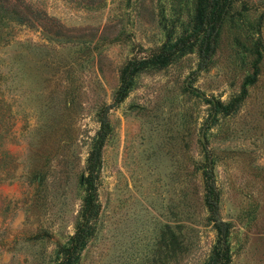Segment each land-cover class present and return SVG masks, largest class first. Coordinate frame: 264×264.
<instances>
[{
  "label": "rangeland",
  "instance_id": "obj_1",
  "mask_svg": "<svg viewBox=\"0 0 264 264\" xmlns=\"http://www.w3.org/2000/svg\"><path fill=\"white\" fill-rule=\"evenodd\" d=\"M198 1L0 0V264L66 262L104 107L74 264H205L219 245L208 162L228 264H264V0H224L207 66L197 41L145 63L114 104L128 63L188 36Z\"/></svg>",
  "mask_w": 264,
  "mask_h": 264
},
{
  "label": "trees",
  "instance_id": "obj_2",
  "mask_svg": "<svg viewBox=\"0 0 264 264\" xmlns=\"http://www.w3.org/2000/svg\"><path fill=\"white\" fill-rule=\"evenodd\" d=\"M228 2L224 0H199L197 22L192 32L185 37H180L173 43L160 49V51L152 54L147 59L132 60L122 71L120 84L114 96V104L121 102L126 96L131 86V76L140 67L147 62L164 63L170 56L184 49L189 45H193L199 41V69L207 66L214 50L216 36L226 14ZM3 8V6H2ZM2 8L0 10H2ZM5 14H3L4 16ZM9 17H7L8 20ZM212 107L216 113L218 101L212 100ZM108 107H104L100 114V128L97 132L96 141L89 156L88 162V187L89 194L87 198V207L84 212L83 220L79 225L76 235L72 238V245L66 249L64 264H74L78 258L79 251L91 230V221L97 215V179L102 167L100 159V150L103 147L109 131V125L106 118ZM215 115V114H213ZM205 178V196L204 202L210 212L215 229L219 235V245L214 252V256L205 264H228L229 253L227 246L228 225L218 214V191L214 184V175L211 163L208 162L207 169L204 174Z\"/></svg>",
  "mask_w": 264,
  "mask_h": 264
},
{
  "label": "water",
  "instance_id": "obj_3",
  "mask_svg": "<svg viewBox=\"0 0 264 264\" xmlns=\"http://www.w3.org/2000/svg\"><path fill=\"white\" fill-rule=\"evenodd\" d=\"M200 139H201L202 142H204V136L203 135H201Z\"/></svg>",
  "mask_w": 264,
  "mask_h": 264
}]
</instances>
